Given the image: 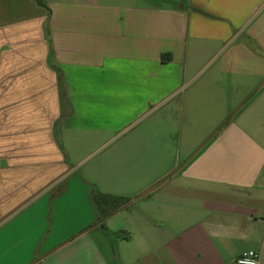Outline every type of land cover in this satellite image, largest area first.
I'll return each instance as SVG.
<instances>
[{"label": "crops", "instance_id": "obj_1", "mask_svg": "<svg viewBox=\"0 0 264 264\" xmlns=\"http://www.w3.org/2000/svg\"><path fill=\"white\" fill-rule=\"evenodd\" d=\"M45 2L0 0V264H115L123 212L135 263L264 264V0ZM156 114L211 139L100 221L64 133Z\"/></svg>", "mask_w": 264, "mask_h": 264}, {"label": "rangeland", "instance_id": "obj_2", "mask_svg": "<svg viewBox=\"0 0 264 264\" xmlns=\"http://www.w3.org/2000/svg\"><path fill=\"white\" fill-rule=\"evenodd\" d=\"M204 74L197 76L201 79ZM234 105L235 110L239 108ZM159 114L129 120L121 130L100 135L65 132L64 154L73 162L76 175L84 177L93 192L135 198L148 186L172 178L211 139L198 133L199 126L186 127ZM60 129L56 135L61 139ZM68 158V157H67ZM71 166V165H70ZM146 209L147 201L136 204ZM114 222L112 258L115 264L135 263L144 238L129 214L123 212ZM123 217V218H122ZM103 221L104 219L100 218ZM123 228V229H122Z\"/></svg>", "mask_w": 264, "mask_h": 264}, {"label": "trees", "instance_id": "obj_3", "mask_svg": "<svg viewBox=\"0 0 264 264\" xmlns=\"http://www.w3.org/2000/svg\"><path fill=\"white\" fill-rule=\"evenodd\" d=\"M34 1L37 6L43 8L47 12V14L50 15L51 11L45 0H34ZM168 60L170 59H165V56H162V61L165 62ZM92 202L100 218L105 220L112 217L121 210L128 209L130 205L133 203V199L104 194L100 192H93Z\"/></svg>", "mask_w": 264, "mask_h": 264}, {"label": "built area", "instance_id": "obj_4", "mask_svg": "<svg viewBox=\"0 0 264 264\" xmlns=\"http://www.w3.org/2000/svg\"><path fill=\"white\" fill-rule=\"evenodd\" d=\"M237 264H259L260 255L254 250H247L241 253L236 260Z\"/></svg>", "mask_w": 264, "mask_h": 264}]
</instances>
